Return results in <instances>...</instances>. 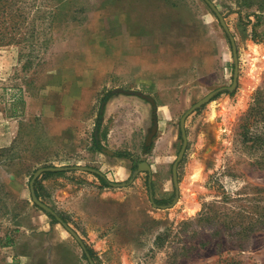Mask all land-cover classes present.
<instances>
[{
	"label": "rangeland",
	"instance_id": "1",
	"mask_svg": "<svg viewBox=\"0 0 264 264\" xmlns=\"http://www.w3.org/2000/svg\"><path fill=\"white\" fill-rule=\"evenodd\" d=\"M208 1L227 32L206 0H0V264H264L239 134L264 0ZM45 168L34 193L81 244L33 202Z\"/></svg>",
	"mask_w": 264,
	"mask_h": 264
},
{
	"label": "water",
	"instance_id": "2",
	"mask_svg": "<svg viewBox=\"0 0 264 264\" xmlns=\"http://www.w3.org/2000/svg\"><path fill=\"white\" fill-rule=\"evenodd\" d=\"M206 2L209 4V6L212 8V10L215 12V14L217 15L222 27L224 28V30L227 32L228 31V28L226 26V23L224 22V18L222 17V15L216 10V8L214 7V5L212 3H210L208 0H206ZM232 40V44H233V50H234V53H235V45H234V41L233 39ZM237 74H235V78H236ZM224 88H220L218 90H216L215 92H212L210 93L209 95H207L206 97H204L203 99H201L199 102H197L182 118L181 120V123H180V126H181V131H182V137H183V145H182V148H181V151L179 152V155H178V158L176 160V162L174 163V166H173V176H174V179H176V175H177V166H178V163L179 161L182 159L183 155H184V152H185V149H186V146H187V140H186V134H185V119L186 117L190 114V112H192L193 110L197 109V108H200L202 105L208 103L212 98L213 96L220 92L221 90H223ZM127 93H130L131 92H127ZM132 94H136V95H139L149 101L152 102V100L145 96V95H142V94H139V93H132ZM153 134L150 135V137L152 136ZM149 137V138H150ZM141 166L143 167H146L147 169L149 168L147 164L145 163H142ZM80 170H86V171H89V172H93V173H96L98 175H101L99 172H97L96 170H93V169H88V168H79ZM58 170L57 168H45V169H40L38 170L34 177H33V180L31 181V192H32V198H33V202L38 206L40 207L42 210H44L45 212L49 213L51 216H53L55 218V220H57V222H59L60 224H62L66 230L81 244V239L78 237V235L71 229L69 228L64 222L63 220L51 209L49 208L48 206H46L45 204H43L42 202L39 201V199L36 197L35 193H34V181L35 179H37L42 173L44 172H53V171H56Z\"/></svg>",
	"mask_w": 264,
	"mask_h": 264
},
{
	"label": "trees",
	"instance_id": "3",
	"mask_svg": "<svg viewBox=\"0 0 264 264\" xmlns=\"http://www.w3.org/2000/svg\"><path fill=\"white\" fill-rule=\"evenodd\" d=\"M253 128H259L261 132L253 134L251 132ZM239 129L240 136L251 142L250 149L263 153L255 160L254 165L264 169V84L255 91L249 109L240 119ZM101 181L104 179L101 178Z\"/></svg>",
	"mask_w": 264,
	"mask_h": 264
},
{
	"label": "crops",
	"instance_id": "4",
	"mask_svg": "<svg viewBox=\"0 0 264 264\" xmlns=\"http://www.w3.org/2000/svg\"><path fill=\"white\" fill-rule=\"evenodd\" d=\"M140 48H138V50H139ZM85 75H87V74H85ZM85 77H87V76H77L76 78H77V81H78V84L81 86V85H87L88 83H87V79L85 78ZM85 79V80H84ZM89 79V78H88ZM89 81H91V79H89Z\"/></svg>",
	"mask_w": 264,
	"mask_h": 264
}]
</instances>
